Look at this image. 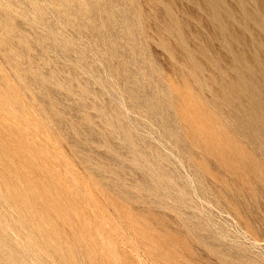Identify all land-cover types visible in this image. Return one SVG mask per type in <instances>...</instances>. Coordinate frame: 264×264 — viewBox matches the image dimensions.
I'll return each mask as SVG.
<instances>
[{
    "label": "rangeland",
    "instance_id": "1",
    "mask_svg": "<svg viewBox=\"0 0 264 264\" xmlns=\"http://www.w3.org/2000/svg\"><path fill=\"white\" fill-rule=\"evenodd\" d=\"M0 264H264V0H0Z\"/></svg>",
    "mask_w": 264,
    "mask_h": 264
},
{
    "label": "bare ground",
    "instance_id": "2",
    "mask_svg": "<svg viewBox=\"0 0 264 264\" xmlns=\"http://www.w3.org/2000/svg\"><path fill=\"white\" fill-rule=\"evenodd\" d=\"M231 86H229V89H231L232 90V84H230ZM233 87H235V86H233ZM235 88H238L239 89V92H241L242 93V91L243 90H245V87L244 88H240V87H235ZM237 90V89H236Z\"/></svg>",
    "mask_w": 264,
    "mask_h": 264
}]
</instances>
